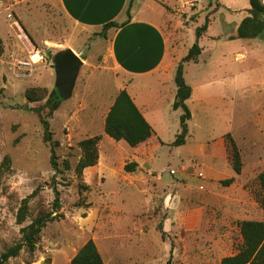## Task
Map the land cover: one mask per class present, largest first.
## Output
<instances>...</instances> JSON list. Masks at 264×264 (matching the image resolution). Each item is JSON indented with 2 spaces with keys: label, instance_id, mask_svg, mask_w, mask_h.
I'll return each instance as SVG.
<instances>
[{
  "label": "rangeland",
  "instance_id": "obj_1",
  "mask_svg": "<svg viewBox=\"0 0 264 264\" xmlns=\"http://www.w3.org/2000/svg\"><path fill=\"white\" fill-rule=\"evenodd\" d=\"M132 1L134 15L154 22L167 43L158 71L166 100L152 120L157 135L138 148L105 134V116L130 79L114 66L102 30L76 24L60 0H0V256L21 240L30 220L19 225L17 214L36 190L32 206L50 207L57 186L64 215L44 229L34 254L24 250L8 264H71L90 240L106 264H221L237 253L239 224L264 220L256 200L264 171V37L230 40L248 0ZM207 18L203 53L184 65L193 118L187 144L176 147L183 111L172 106L175 75ZM65 49L84 61L73 97L55 109L49 97L29 104V89L54 91V55ZM45 122L60 143L59 163H71L63 176L53 171ZM228 134L242 152L241 175L230 164ZM94 136H102L98 165L80 176L79 144ZM132 163L139 167L126 172ZM231 178L234 184H222Z\"/></svg>",
  "mask_w": 264,
  "mask_h": 264
},
{
  "label": "trees",
  "instance_id": "obj_2",
  "mask_svg": "<svg viewBox=\"0 0 264 264\" xmlns=\"http://www.w3.org/2000/svg\"><path fill=\"white\" fill-rule=\"evenodd\" d=\"M130 0L126 14L127 21L123 23L111 22L105 25L98 36L107 38V32L111 29H120L126 26L132 19V10L135 2ZM249 9L239 24L236 34L231 37L233 40H256L264 37V0H248ZM210 26V20L207 18L206 23L196 31V43L193 45L188 55L178 66L175 83L177 86L176 100L173 104L175 111L182 110L181 116V133L174 143L176 147H182L187 144L190 137L189 123L192 120V112L188 106V101L193 97L194 90L187 83L185 78V63L197 62L203 53V48L199 41L204 37ZM4 53V43L0 39V56ZM49 91L46 88H32L26 92V98L29 104L40 103L48 98ZM26 109L30 110L29 106ZM105 134L116 142H125L131 148H138L150 141L156 136L153 126L148 122L143 113L140 111L135 101L127 89L120 91L115 98L107 117L105 119ZM231 166L237 175H241L244 163L240 148L237 145L232 134L225 137ZM102 136H94L82 141L79 146L82 149V157L76 167L78 175L82 176L84 171L98 165L100 159V143ZM44 142L51 151V165L55 175L63 176L66 171L71 170V163L64 161L59 163L60 156L57 151L60 143L54 140V133L50 129L48 122L44 123ZM11 159L6 157L4 167H9ZM138 163L128 164L125 167L126 172H134ZM10 170V169H9ZM235 178L223 181L224 186L234 184ZM258 192L256 200L264 211V171L257 178ZM54 200L50 207L44 203H37L35 207L31 202L38 196L39 189L31 196L22 201L21 207L17 214V222L24 225L28 220L29 224L21 229V240L6 249L0 256V264H8L10 260L18 258L22 251L26 250L34 254L40 244L42 233L50 223L60 221L64 218L61 191L57 186L52 187ZM242 241L238 247L237 253L233 256L226 257L221 264H264V220L263 221H243L239 224ZM163 232V229L160 227ZM71 264H106L105 260L95 243L88 241L72 259ZM170 264V262H169Z\"/></svg>",
  "mask_w": 264,
  "mask_h": 264
},
{
  "label": "crops",
  "instance_id": "obj_3",
  "mask_svg": "<svg viewBox=\"0 0 264 264\" xmlns=\"http://www.w3.org/2000/svg\"><path fill=\"white\" fill-rule=\"evenodd\" d=\"M60 2L67 16L76 24L86 28L102 30L108 23H123L128 19L126 11L130 0H60ZM106 34L105 40L114 66L130 79L125 89L148 122L153 125V111H156L166 100L162 91L166 83L164 79H158L161 76L158 71L167 53V43L163 33L151 20L140 19L134 15L133 9L132 19L126 26L111 29ZM172 92L176 95L177 88ZM161 97L163 98L160 99ZM174 102L175 99L173 104ZM155 138L156 136L141 146L153 142Z\"/></svg>",
  "mask_w": 264,
  "mask_h": 264
},
{
  "label": "water",
  "instance_id": "obj_4",
  "mask_svg": "<svg viewBox=\"0 0 264 264\" xmlns=\"http://www.w3.org/2000/svg\"><path fill=\"white\" fill-rule=\"evenodd\" d=\"M54 66L56 73V86L49 96L47 104L54 97L59 102L53 104V109L60 106L63 101L73 97L76 83L84 66V61L72 49H65L54 55Z\"/></svg>",
  "mask_w": 264,
  "mask_h": 264
},
{
  "label": "built area",
  "instance_id": "obj_5",
  "mask_svg": "<svg viewBox=\"0 0 264 264\" xmlns=\"http://www.w3.org/2000/svg\"><path fill=\"white\" fill-rule=\"evenodd\" d=\"M198 166H199L198 164H195V167H196V168H198ZM171 174H172V175H175V174H176V171H175V170H172V171H171ZM198 177H199V179H201V180L206 179L205 174H204L203 172H200L199 175H198ZM200 189L204 190L203 186H200Z\"/></svg>",
  "mask_w": 264,
  "mask_h": 264
},
{
  "label": "flooded vegetation",
  "instance_id": "obj_6",
  "mask_svg": "<svg viewBox=\"0 0 264 264\" xmlns=\"http://www.w3.org/2000/svg\"><path fill=\"white\" fill-rule=\"evenodd\" d=\"M50 102H51V103L48 104V107L53 106L54 103L59 102V101L56 99V97H54V98H52V99L50 100Z\"/></svg>",
  "mask_w": 264,
  "mask_h": 264
}]
</instances>
